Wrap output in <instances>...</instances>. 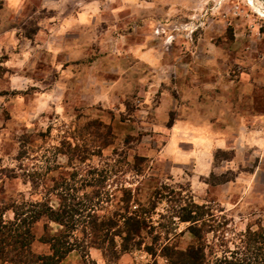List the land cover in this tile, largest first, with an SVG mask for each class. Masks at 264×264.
<instances>
[{
    "label": "rangeland",
    "instance_id": "rangeland-1",
    "mask_svg": "<svg viewBox=\"0 0 264 264\" xmlns=\"http://www.w3.org/2000/svg\"><path fill=\"white\" fill-rule=\"evenodd\" d=\"M38 202L144 219L117 264L194 244L183 209L217 254L264 232V0H0L2 220Z\"/></svg>",
    "mask_w": 264,
    "mask_h": 264
},
{
    "label": "trees",
    "instance_id": "trees-1",
    "mask_svg": "<svg viewBox=\"0 0 264 264\" xmlns=\"http://www.w3.org/2000/svg\"><path fill=\"white\" fill-rule=\"evenodd\" d=\"M23 206L14 204L11 207L14 216L8 223L2 220L3 212L0 211V264H59L72 252L80 254L81 264H97L89 257L88 249L98 250L106 261L104 263L117 264L123 254L139 245L141 231L148 227L144 219L135 217L117 218L115 221L88 218L86 222L85 218H75L77 212L69 205H62L58 210L39 202L26 204V208ZM194 208L198 209V206ZM181 211L183 214H179L177 219L180 223H189L187 231L195 242L185 250L164 247L161 256L167 264H264V232H253L249 228L241 235L242 239L239 238V247L230 251L221 243L218 247L224 246L225 250H219L217 254L204 239L205 233L212 232L213 218L208 224L209 221L206 223L203 218H192L194 211L191 209ZM43 216L61 229L50 233L52 230L47 228V234H43L40 242L47 244L49 253L35 254L31 250L34 242L32 227ZM79 223L83 224L81 238L74 234ZM115 225L120 230L112 234L109 231ZM116 237L120 241L118 245Z\"/></svg>",
    "mask_w": 264,
    "mask_h": 264
}]
</instances>
